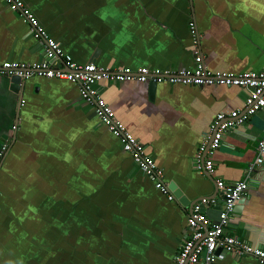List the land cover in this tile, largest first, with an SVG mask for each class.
I'll return each instance as SVG.
<instances>
[{
    "label": "crops",
    "instance_id": "0c3cea01",
    "mask_svg": "<svg viewBox=\"0 0 264 264\" xmlns=\"http://www.w3.org/2000/svg\"><path fill=\"white\" fill-rule=\"evenodd\" d=\"M23 1L80 65L193 73L195 18L210 72L264 73V0ZM44 57L43 42L0 0V62ZM27 82L19 109L10 79L0 77V264H176L194 206L220 196L196 171L197 151L219 114L246 109L249 90L164 83L151 99L148 83L101 84L107 105L181 194L170 201L100 125L77 84ZM263 132L258 113L226 133L213 177L248 183L226 234L264 250V163L250 170ZM220 207L205 214L217 222ZM214 264L263 263L222 252Z\"/></svg>",
    "mask_w": 264,
    "mask_h": 264
},
{
    "label": "built area",
    "instance_id": "2783aa9c",
    "mask_svg": "<svg viewBox=\"0 0 264 264\" xmlns=\"http://www.w3.org/2000/svg\"><path fill=\"white\" fill-rule=\"evenodd\" d=\"M14 12L20 14L25 23L30 26L31 33L45 45L44 59L34 65L16 62H0V77H20L30 80L35 77L65 80L80 87L81 97L94 107L95 115L101 126L106 127L110 134L116 137L124 150L132 156L135 164L154 183L155 188L167 195L170 201L174 197L165 182L164 171L155 159L146 152L145 146L136 139L116 117L113 110L102 97V83L116 85L118 83H169L196 87H239L249 90V96L244 111H232L219 114L211 125L210 132L204 138L195 156V169L204 176H214V156L222 146L224 136L231 130L246 123L258 113H264V73H246L232 76L210 72L201 52V35L195 18L189 23V29L194 41L195 70L188 72H160L149 68L132 70L119 68L110 70L99 68L94 64L80 65L66 54L61 43L54 40L41 25L37 17L26 9L22 0H4ZM62 67V68H60ZM7 147H4V151ZM264 163V132L257 149V158L251 166V171ZM219 200L202 199L193 208L188 220L186 238L179 248L176 264H214L218 259L217 251L240 257H253L264 264V250L253 247L233 236L226 234L230 217L241 200L246 196L249 186L246 181L226 183L217 181ZM223 205L217 222L210 220L202 212L203 207Z\"/></svg>",
    "mask_w": 264,
    "mask_h": 264
},
{
    "label": "water",
    "instance_id": "95a60500",
    "mask_svg": "<svg viewBox=\"0 0 264 264\" xmlns=\"http://www.w3.org/2000/svg\"><path fill=\"white\" fill-rule=\"evenodd\" d=\"M4 1V0H3ZM23 1V0H22ZM192 1V3H194V0H191ZM24 2V1H23ZM24 4L26 5V3L24 2ZM26 7H27V5H26ZM54 39V38H53ZM55 40V39H54ZM57 41V40H56ZM59 42V41H58ZM60 43V42H59ZM61 46H62V44H61ZM10 79V81H11V90L14 92V93H16V94H18L19 96H20V106H19V109H21V105L23 104V93H24V91H25V89H26V85H27V81L28 80H23V79H21L20 77H17V76H13V77H11V78H9ZM157 87H158V84L157 83H150V91H151V99H153V97L155 96V93H156V90H157ZM18 122H19V115H18V119H17V121H16V126H18ZM208 179H209V181H211L214 185H217V182H216V180H215V178L213 177V176H209V175H207L206 176ZM170 188V190L173 192V196L175 197V198H178V197H180L181 196V194L180 193H176V191L174 190V188H172V187H169ZM160 192V191H159ZM218 195V193L216 194V196ZM182 200L184 201H186V198L182 195ZM243 203H245V201L244 200H241L240 201V205H242ZM220 210H223V205H221V207H220ZM202 212L203 213H206V209H205V207H203V209H202ZM48 246V245H47ZM222 249H219L218 251H217V255H218V257H220L221 256V254H222Z\"/></svg>",
    "mask_w": 264,
    "mask_h": 264
},
{
    "label": "rangeland",
    "instance_id": "374dc122",
    "mask_svg": "<svg viewBox=\"0 0 264 264\" xmlns=\"http://www.w3.org/2000/svg\"><path fill=\"white\" fill-rule=\"evenodd\" d=\"M106 128V127H105ZM107 129V128H106ZM50 247V246H49ZM49 247L46 249V256H50V255H52L53 253L52 252H49L48 251V249H49ZM0 248H2L1 246H0ZM1 250V249H0ZM0 254H1V251H0Z\"/></svg>",
    "mask_w": 264,
    "mask_h": 264
}]
</instances>
